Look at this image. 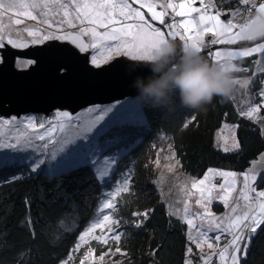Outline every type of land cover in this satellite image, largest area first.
I'll return each mask as SVG.
<instances>
[{
    "label": "snow or ice",
    "instance_id": "1",
    "mask_svg": "<svg viewBox=\"0 0 264 264\" xmlns=\"http://www.w3.org/2000/svg\"><path fill=\"white\" fill-rule=\"evenodd\" d=\"M245 6L251 5L248 8V13L264 12V3H259L257 6L254 0H238ZM133 4L139 5L134 7ZM193 0H181L179 4L169 2L162 5L165 9H171L176 17H187L191 13H199L198 21L193 19H182L179 24L174 22L166 23V11H157L158 5L152 0H69L68 3H62L61 0H0V49L5 48V40L7 45L14 49H24L29 47V42L22 39L17 31L16 38H13V29L9 27L5 33L3 25V17L7 14L9 16L10 25H20L23 20L13 16L25 18L36 21L39 16H42L41 23L52 27L55 25L58 31L62 34L41 33L36 28H25L24 32L27 36L32 37L30 43L32 45L42 44L49 40L69 41L75 45L80 52H88L91 49L103 48L107 53L101 61L96 54L90 57V63L97 69L101 67V62L107 64L113 59V56H125L133 60H150L154 54L159 50L160 46L169 40V37L175 39L179 38L183 42V51H194L198 54L205 53L207 57L213 58V63H221L222 58L226 57L228 62L238 57H251L254 53L264 54V42L256 43L253 47H246L239 51H228L221 53L220 51H212L208 45H237L241 41L254 42L241 39V32L243 31L242 23H234L229 16L236 15L235 13H222L216 10L214 14H209L208 9L212 7L217 8L215 3L206 4L201 0L203 8L193 7ZM56 8L62 10L58 20L49 19L50 14ZM146 8L150 13V18H146L145 12L142 9ZM179 9V10H177ZM37 10H40L39 12ZM222 15L224 19H222ZM158 21L159 26L152 22ZM79 27L78 32H64L65 26L69 28ZM181 28L183 33L179 31H172L173 29ZM98 29H105V31H98ZM238 29V31L234 30ZM211 34V37L205 42L204 37ZM91 38V43H85L83 37ZM258 41V40H256ZM113 42V43H109ZM4 54L0 53V63H3ZM227 62V63H228ZM258 62V61H257ZM33 63V62H29ZM231 63V62H230ZM235 72L247 71L246 68H238L232 64ZM61 71H63L61 69ZM238 84L242 82L237 79ZM257 84L259 90L256 95L264 97V76L258 80H245L243 85L245 87ZM116 105L104 109H89V112H100L86 126H80L79 130L74 131L71 136L64 139L61 146L52 151L47 157V161L43 158L44 154L49 148V144L55 143L53 133L56 131V124L51 120L47 121L48 127L43 133L35 135V140L47 142L43 144H34L31 138L21 140V136L25 133H20L15 138V142L0 141V149L12 151H26L28 148H34L41 153V158L32 157L30 163L27 164V175L31 177L41 170V166L46 162L49 165V174L51 172L70 173L78 170L81 166H91L93 169V177L100 185L107 183L106 178L110 175H115L119 172V179L115 181L113 190L105 193V199L100 204L98 211L103 213L104 210H115L118 205L114 202L115 198L121 196L122 193H127L131 187V175L128 172H123L118 167L121 153L123 149L121 145L128 147L134 146L132 144L133 138L137 135L139 126L144 122V116L133 106L125 109H119L115 115L107 122L101 125L105 117L113 112ZM261 113V105L249 106L247 110H242L240 115L247 117L249 121L259 120L264 125V115ZM67 121L73 128L77 125L71 122L75 119L67 111H61L56 114ZM35 117H28L26 120V128L35 129ZM16 121V117L0 118V125H10ZM101 125L100 127H97ZM67 125L59 123V130L64 131ZM187 127V124H185ZM40 129H45V123L39 124ZM264 132V127L260 128ZM77 141H80L78 144ZM69 145L72 147L69 148ZM240 147L238 141H233L231 149L226 145L224 151L238 149ZM62 154L59 161L52 165L53 161L57 160V155ZM2 163L9 165L15 163L12 159L5 156ZM20 163H24L21 161ZM20 171V170H18ZM243 175L242 190L239 192V198L243 200L244 206L240 214L237 209L240 208L238 201H233L235 206L230 205L232 194L236 191L237 173L208 170V175L203 179L194 180L191 184L193 189L199 193L195 200V204L199 206L191 216L189 207L185 204L183 209L185 215L182 219L186 224L192 228H197L194 223V218L198 217L200 220V230L196 236L193 237L191 232L188 233V239L195 248L199 250L198 253H193L192 247L186 248L188 258L184 264H210L212 255L216 254V241H220L222 234H227L230 239L227 241L225 247L218 252L219 261L221 264H247V257L249 249L256 240L264 239V189H259L257 181L264 183V173L245 172ZM213 176H220L225 178L224 182L220 184L219 191L216 184L211 183ZM231 178L229 180L228 178ZM24 175H17L15 172L11 173L6 179L0 180V186L14 183L23 179ZM207 183V187H205ZM110 197V198H108ZM218 198L225 206L230 207L231 215L225 218H218L210 211V204L212 200ZM27 206V202H26ZM147 213L133 212L131 219H125L123 225L119 217L113 219L111 214H103L102 217L95 219L93 222L85 227L80 234H78V242L72 249V254L78 252L82 245H88L83 258L79 264H84L94 257L95 249L91 247V241L97 242L99 245H117L115 253L127 256V253L122 252L118 246V242L126 238L129 234V229H139L143 226V219ZM139 218V219H138ZM219 221V222H218ZM226 221V223H225ZM99 229V234L96 230ZM219 231L221 235L210 236L209 233ZM33 239L35 232L32 233ZM205 246L210 251L205 253ZM113 249L109 247L107 251L102 252L99 256L100 264H104L105 257L112 254ZM17 264H29L25 260L24 254L21 253ZM60 264H75L74 260L64 259ZM113 264H131L130 258L125 261H114Z\"/></svg>",
    "mask_w": 264,
    "mask_h": 264
},
{
    "label": "trees",
    "instance_id": "2",
    "mask_svg": "<svg viewBox=\"0 0 264 264\" xmlns=\"http://www.w3.org/2000/svg\"><path fill=\"white\" fill-rule=\"evenodd\" d=\"M223 1L218 0L233 8L239 5L236 0ZM200 55L206 58L205 53ZM259 56L237 60V66L247 71L235 72V77H253ZM261 76L264 71L256 74L254 81ZM259 87L253 84L251 90L257 92ZM137 100L144 122L133 138L134 146L121 145L126 152L118 165L123 172L130 173L131 187L129 192L115 198L118 207L111 214L114 219L119 217L122 225L125 219L132 218L133 212L147 213V216L140 217L143 226L129 229L118 245L126 250L132 264H184L189 244L188 226L168 211L157 191L154 183L157 173L152 167L156 149L169 145L183 170L192 175H202L210 167H226L242 173L264 152L262 125L259 120L240 117L232 99L216 98L206 111L190 110L178 103L171 110L155 108ZM259 115H264L263 104ZM227 122L237 125L240 145L229 152L215 148L213 142V131ZM13 172L23 174L24 178L0 186V264H17L21 253L29 264H59L75 243V235L60 229L61 220L70 216L81 224H89L101 214L98 209L106 198L104 194L113 190L120 176L119 172L111 175L102 186L88 165L55 176L37 170L29 177L26 165L15 164L0 168V180ZM220 207L217 203L216 209ZM247 264H264V239L253 242Z\"/></svg>",
    "mask_w": 264,
    "mask_h": 264
},
{
    "label": "rangeland",
    "instance_id": "3",
    "mask_svg": "<svg viewBox=\"0 0 264 264\" xmlns=\"http://www.w3.org/2000/svg\"><path fill=\"white\" fill-rule=\"evenodd\" d=\"M228 1H232V0H228ZM236 1H238V0H236ZM61 2L62 3H68L69 0H61ZM129 2L132 3V0H129ZM152 2H154L158 5L157 11H166L167 12V15L165 16L166 23L174 22L176 24H179V22L182 19H193V20L198 21L199 13H191L190 16H187V17H176L171 9H165L164 7H162V5L169 2V0H152ZM171 2H173L175 4H179L181 2V0H171ZM220 2H224V1L220 0ZM220 2H218V0H204V3H206V4L215 3L217 5L216 9L209 7L208 13L214 14V12L216 10H219L225 14L226 13H235L236 15L229 16L228 18L232 19L234 23H238V24L243 23L245 17L248 14L247 8L251 7V5L245 6L241 3H237L239 5L238 6L236 5L237 7L233 8L230 6L222 5V4H220ZM254 3H256V5L258 6L259 3H264V0H254ZM133 6L139 7V5H137V4H133ZM192 6L197 7V8H203V5L201 4V0H193ZM177 10H179V9H177ZM37 11L39 12L40 10H37ZM142 11L145 12L146 18H150V13L147 12L146 8L142 9ZM254 12H255V10H254ZM60 15H62V10L59 8H56L54 10V12L52 14H50L49 19L58 20ZM16 18L23 20V23L20 25H14V24L10 25L9 16L6 14L3 17V25L5 27V33H7V30L9 29V27H11L13 29V31H12L13 38H16L17 31H18L20 37L29 42V47L36 46V45H58V46H60V45L68 44V45H71V46L76 48V46L72 45L69 41H61V40H49V41L43 42L42 44L32 45L30 43L32 37L27 36V33L23 31V29H25V28H36V29H39L41 31V33H53V32H55L57 34H62V33H60L58 31V29L55 25H53L52 27H49L48 25L41 23L40 21H41V19H43L42 16H39L36 21L25 18L23 16H20V17L13 16L12 17L13 20ZM222 19H224L223 15H222ZM152 23L156 26H159L158 21H154ZM79 27L80 26L78 25L77 28L73 29V28H69V27L65 26L63 31L75 33V32L79 31ZM98 31H105V29H98ZM172 31H179L181 33L184 32V30L181 28H176V29H173ZM235 31H238V29H235L234 33H235ZM210 38H212L211 34H208L207 36H205L204 37L205 42H207ZM83 39H84L85 43H88V44L91 43L90 37L85 36V37H83ZM169 40L174 41L178 47V50L182 51L183 42L180 41L178 37H176L175 39L169 37ZM261 42H264V40H262V41L258 40V41H254V42L241 41L237 45H215V46L208 45V47L211 48L212 51H220L221 53H227L228 51H239V50H242L243 48H246V47H253V46H255L256 43H261ZM109 43L111 44L113 42H109ZM249 43H252V44H249ZM29 47H27V48H29ZM27 48L14 49L10 45H7L6 40H5V48L0 49V53L4 54L3 62L5 61V57H7L9 54H12L14 59H15V67L17 69L29 68L30 66H32L35 63L34 60L24 58V57H20L17 55V51L25 50ZM76 49L79 50L78 48H76ZM79 52H80V50H79ZM80 53L87 57L89 63H90V57L92 54H96L100 58L101 61L103 60V57L105 55H107V53L104 51L103 48H100V49L89 48L88 52H86V53L80 52ZM256 54H258L260 56L258 57L259 60L255 65L254 76L256 74H260L264 71V54L257 52V53H254L253 55H256ZM205 56H206V54H205ZM244 58H246V57H238V58L232 59L230 62L237 66L236 61L244 59ZM206 59H208L210 62L213 63V58L206 56ZM29 62H33V63H29ZM113 62L128 65V66L130 65V60L128 57L113 56V59L110 60L107 64L101 62V67L106 66V65L113 63ZM227 62H228V60L226 57L222 58L221 63H227ZM92 66H94V65H92ZM140 67L143 68L144 66H140ZM237 67L241 68V66H237ZM144 68H147V67H144ZM254 76L249 77V78H246V77L236 78V79H239L242 83L237 84L236 91H235L233 98H232V102L235 105V107L237 108V110L239 111V113L242 110H247V108L250 105L256 106L257 103H259L260 105L261 104L264 105V97H260V96L256 95V92H253L251 90L253 84L249 85L247 87H245L243 85V81H245V80L254 81V79H255ZM5 92H12V87L8 86L7 84H5L3 86L0 85V97ZM138 103L139 102L137 100V97L128 96L124 99H118V100H114V101H111L108 103L88 104V105L83 106L79 109L68 108L66 106L52 107L49 112L43 113V112L11 111L10 105H12V104L6 105L0 101V118L16 117V121H17V122H14L13 124H10V125H0V141L15 142V138L18 135H20V133H25L26 134L25 136L20 137L22 141L24 139L31 138L32 142L34 144L39 145V144L46 143L48 138H46L45 141H38V140H35V135L38 133H43V131H45L47 129V127L49 126L47 121L51 120L54 124H56V131L53 133V138L55 139V143L49 144V148L43 156V158H45V160L47 161L48 155H50L52 151L58 149L61 146V143L64 139L71 136L74 131L79 130L80 126H86L93 119H95V117L97 115L100 114V112H96V111L89 112L88 111L89 109L99 108L102 110L104 108L111 107L112 105H116V108L113 109V112L109 113L105 117V120L101 122V125H103L104 123H107L115 115L116 111L119 109H125V108H128L130 106H133L141 113V110H140L141 108H140ZM61 111H67L71 116H73L75 118L71 123L77 125V128H73L71 126V124H69L67 121H64L62 117H59L56 115L58 112H61ZM28 117H35L36 118L35 119L36 128L34 130L31 128L25 127L26 120ZM240 117H243V116L240 115ZM244 118H247V117H244ZM254 120H256V119H254ZM41 122L45 123V129L39 128V124ZM61 122L65 123L67 125L65 127L64 131L59 130V123H61ZM101 125H98L97 127H100ZM262 127H264V125H262ZM236 131H237V125L232 124V123H228V122L223 123L220 128L215 129L213 131V142H214L215 148H218V149L220 148L223 150L224 147L227 145L231 149L233 141H237ZM77 143L79 144L80 141H77ZM71 147L72 146L69 145V148H71ZM122 149H123V151L121 153V157L123 156V153L126 152V151H124L125 148H122ZM230 151H232V150H230ZM5 156H7L10 159H12L13 161H15V163H12L9 165H4L2 163V161H3V158ZM61 156H62V154L57 155V160L52 162L53 166H55V164L59 161ZM32 157L41 158V153L37 152L34 148H31V147L28 148L26 151H12V150L0 149V168L2 169V168H5V166H14L15 164L16 165L23 164V165L27 166V164L30 163ZM21 161H23L24 163H20ZM152 167L156 170V173H157V176L154 180V183L157 186V191L159 192L161 200L167 205L169 212H171L172 214H174L175 216H178L180 218H182L185 215V213L183 211L185 204H187V206L189 207L190 211L188 214L190 216L196 210L199 209V206L195 204V200L198 197L199 193L196 191V189H193L191 187V184L194 180L203 179L205 175H208L209 169H213L216 171L236 172V171H233V170L226 168V167H221V168L210 167L202 175H192V174L186 173L183 170L182 165H181L180 161L178 160L175 151L169 145L163 146V147L160 146L156 149L155 157L152 158ZM38 171L45 172V173L49 174V165L47 164V162L44 165H42L41 170H38ZM245 172H249V173L255 172L257 174L264 173V152L256 160H254L252 162L251 166L247 170H245L242 173L236 172L237 173L236 191L233 192L232 200H230V202H229L231 206H235V204H233V201L239 202L240 208L237 209L236 214H240V212H242L243 206L245 203L243 200H241L239 198V192L242 190V184H243V175L242 174ZM58 173H61V172L54 171V172H51V174H49V175L55 176ZM109 177H111V175ZM109 177H107L106 180ZM224 179L225 178L220 177V176H213L211 178V183L217 185V189L214 190V193H213L214 196L216 194V191H219L218 186L224 182ZM228 179L231 180L230 177ZM259 183L260 182H259V178H258V181H257L258 188L264 189V184L261 185ZM207 186L208 185L206 183L205 187H207ZM217 203L221 204L222 208L220 207L219 209H216ZM210 211L212 213H214V215L216 217L222 218V219L227 217L228 215L232 214L230 212V207L225 206L223 204V202L220 201L218 198H215L212 200V203L210 204ZM103 214H111V212L109 210H107L101 214H97L96 217L91 222H93L95 219H97L99 217H102ZM113 219H114V217H113ZM194 223L197 225V228H195V229H192L187 225L188 226L187 237H188L189 232H191L192 236L195 237L197 232L200 230V227H199L200 226V220L198 217L194 218ZM225 223H226V221H225ZM84 224H81L77 218L65 216L61 220V222L59 223V227L64 232L75 235V243H74V246H75V244L78 242V234H80L82 232V230L85 227H87L90 223L89 224L86 223V225H84ZM96 233L99 234V229L96 230ZM209 235L215 236V235H221V233L219 231H216V232L209 233ZM229 239H230V236H228L227 234H222L221 240L215 242V244L217 245V247L215 249L216 254L212 255L211 260H210V264H221V262L219 261L218 252L221 248L226 246L227 241ZM90 243H91V247L95 249L94 257L91 258L89 261H85L84 264H100L99 256L102 254V252L107 251L109 247H112L113 252L109 256L105 257L104 264H113L114 261H117V262L118 261H125V262H127L129 260L128 255L124 256V255L115 253V247L117 245H112L110 243V245H103L102 246V245L97 244V242H95V241H91ZM74 246H73V248H74ZM188 247L193 248L194 254L199 252V250L195 248V245L192 244L190 240H189ZM87 248H88V245H82L78 252L72 254V251H71L70 254L64 259L74 260L75 264H79L80 260L83 258V254L85 253ZM121 249H122V252L127 253L126 250H124L123 248H121ZM204 251H205V253H208L210 250L207 249V247L205 246ZM187 258H188V254H187ZM60 262H59V264H60ZM131 264H132V262H131ZM229 264H230V262H229Z\"/></svg>",
    "mask_w": 264,
    "mask_h": 264
},
{
    "label": "water",
    "instance_id": "4",
    "mask_svg": "<svg viewBox=\"0 0 264 264\" xmlns=\"http://www.w3.org/2000/svg\"><path fill=\"white\" fill-rule=\"evenodd\" d=\"M17 55L35 63L17 69L13 55L9 54L0 64V85L12 87V92H5L0 101L12 104L11 111L47 113L52 107L79 109L88 104L137 97L133 81L137 76L150 74L148 68L138 67L129 72L128 65L114 62L97 69L68 44L31 46L17 51Z\"/></svg>",
    "mask_w": 264,
    "mask_h": 264
},
{
    "label": "clouds",
    "instance_id": "5",
    "mask_svg": "<svg viewBox=\"0 0 264 264\" xmlns=\"http://www.w3.org/2000/svg\"><path fill=\"white\" fill-rule=\"evenodd\" d=\"M242 25L241 39H264V12L248 13ZM129 60V72L140 66L149 69L150 74L137 76L132 87L138 99L155 108L171 110L178 103L206 111L216 98L231 100L238 84L232 63H212L194 51H180L171 40L150 60Z\"/></svg>",
    "mask_w": 264,
    "mask_h": 264
},
{
    "label": "built area",
    "instance_id": "6",
    "mask_svg": "<svg viewBox=\"0 0 264 264\" xmlns=\"http://www.w3.org/2000/svg\"><path fill=\"white\" fill-rule=\"evenodd\" d=\"M250 8V7H249ZM253 13H254V9H253Z\"/></svg>",
    "mask_w": 264,
    "mask_h": 264
}]
</instances>
